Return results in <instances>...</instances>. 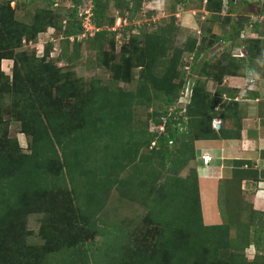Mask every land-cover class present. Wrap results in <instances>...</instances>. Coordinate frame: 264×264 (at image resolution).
<instances>
[{
  "label": "trees",
  "instance_id": "1",
  "mask_svg": "<svg viewBox=\"0 0 264 264\" xmlns=\"http://www.w3.org/2000/svg\"><path fill=\"white\" fill-rule=\"evenodd\" d=\"M21 1L0 0V94L19 93L24 96L25 105L19 116L23 124L22 132L32 138V145L30 152H24L16 140L10 139L9 126L13 118L6 122L0 108V264H48V257L53 254L59 255L60 264H86V255L99 235L97 220L105 206L102 199L113 189L118 188L125 193L133 184L148 194L147 198L153 202L149 219L160 228L158 235L152 242L145 246L140 243L136 248L130 244L124 246L123 241L119 247L115 246L116 241L111 246V239H107V246H104L106 255L99 258L101 264H264L260 238L252 237L251 224H238L234 238L230 236L231 224L204 225L196 171L189 168L187 176H181L196 158V139L220 138L212 123L217 115L216 107L222 105L223 100L207 91L206 78L195 79L192 102L186 111L180 114L178 108L169 116L170 107L176 105L188 79L193 78L194 63L202 52L197 48V39L188 40L184 51L176 52L166 61L167 32L172 31L171 26L150 33L141 28L138 33L132 34L129 48L123 49L122 63L112 66L108 53L99 63L112 71V83H130L133 56L139 53L138 60L134 61L136 67L141 68L136 92H126L120 86L112 90L110 84L100 80L85 84L81 80L74 82L68 79L58 86V97L54 101L51 100L50 89L37 87L34 90L38 97L36 102L31 99L29 78L58 80L61 69L46 58L49 50L41 59L36 58L35 53L21 51L24 39L32 42L40 32L50 27L62 32L74 45L89 42L98 51H105L107 45L114 49L115 37L121 29H113L118 18L108 17L110 0H91L94 20L100 30L93 37L71 41L70 37H77L83 32L79 8L87 0H72L67 24L63 19L59 20L60 13L52 8L59 6L55 0H47V5L37 10L29 22L18 20L16 13ZM114 1L115 7L124 15L121 17L123 22L129 19L128 15L140 10L144 3L143 0ZM200 1L203 3L205 0ZM13 2L16 7L12 6ZM234 2L206 0L205 7L213 20L222 19L226 7ZM231 11L233 8L230 7L225 19L232 20ZM248 20L247 17L237 18L232 39L240 36L238 26ZM142 34L144 36L140 38ZM228 38L229 34L225 31L224 35H216L214 41ZM184 52H187V59L182 60ZM192 56L193 61L190 62ZM5 59L14 61L12 80L2 69ZM189 64L191 73L185 69ZM161 69L163 72L159 73ZM22 70L27 73L24 77ZM215 79L220 82V79ZM45 96L49 98L45 100ZM154 100H160L163 107L162 111L154 110L152 121L160 126L164 124L163 117H168L165 130L162 133L148 132V138L147 134H143L145 138L129 141L127 147L122 148L124 154L116 153L113 158L101 162L95 188H85L92 180L89 178L86 181V174L96 150L93 136H99L103 126L116 129L118 124L124 130L128 121L132 120L133 106H150ZM39 110L42 113L39 114ZM155 139L156 145L151 154H140L141 148H150ZM154 161L167 173V181H162V174L153 166H149L151 169L146 176L141 177L142 171L138 169ZM129 168L131 176L123 178L122 173ZM78 183L85 188L81 192ZM55 192L63 194L65 205L51 203ZM191 203L196 209L190 206ZM33 213L49 214L41 228L43 245H28L25 241L26 220ZM90 230L94 232L89 234ZM252 244L257 254L249 260L245 251ZM229 249L230 257L224 258L222 254Z\"/></svg>",
  "mask_w": 264,
  "mask_h": 264
},
{
  "label": "rangeland",
  "instance_id": "2",
  "mask_svg": "<svg viewBox=\"0 0 264 264\" xmlns=\"http://www.w3.org/2000/svg\"><path fill=\"white\" fill-rule=\"evenodd\" d=\"M55 1L59 4V6L52 8L55 10V12L60 13L59 20L61 21L63 19V21L66 22L68 19L69 10L73 6V1ZM84 1L86 0H83V2ZM162 1L163 0H143L144 3L142 8L135 13L128 15L129 21L127 20V22L124 23L122 22L123 19L121 18L124 17L123 13L115 7V1L110 0L108 17L118 18L114 28H118L121 24V27H119L121 31L117 32L114 40V49H112L110 45H107L104 49L105 51H98L96 46L90 44L89 42H84L81 44V46L74 45L72 44L73 42L71 43L67 41L62 32L50 27L45 31L40 32L37 38L32 40V43L28 42V44H23L21 51L35 53L36 58L40 59L44 58L46 50H49L50 54L48 56L46 55V58L48 61L54 62V64H56V66L61 69V77L58 80L42 79L41 77L29 78V86L31 85L32 89V101H36L38 99L34 90L39 86H41L44 90L50 89L51 100H56V97H58V93L56 94L58 86H60L64 81L66 82L68 79L73 80L74 82L81 80L85 84H88L92 80H100L102 83L110 84L112 90H115L120 86V88L126 92H136L141 74V68L136 67L134 61L138 60L137 56L139 53H136V55L133 56L131 65V73L133 78L130 83H112V71H110L108 68H105L104 66H100L99 63H101V59L105 58L104 54L107 53V57L110 59L109 62L112 66L122 63L124 60L123 49L125 47H127L125 48L126 50L129 48L128 43L132 34L138 33L141 28H143L144 32L150 33L158 32V30L163 27L166 28V26H171L172 31L167 32L168 50L166 61H168V59H170L176 52L184 51L186 42L188 40H198L200 37L199 41L202 42L201 37L205 36L203 30L205 27H207V23L205 21L207 16L198 13V11L203 7L201 2H199V0H189L187 2L186 0L185 3H181L177 0H166V4L162 8L160 5V2ZM46 5L47 0H22L18 4L19 8L16 13V18L18 20H22L23 22H29L31 16L34 15L37 10L44 8ZM12 6L16 7V3L13 2ZM147 6H154L156 8H149ZM178 7L188 11H196L194 17L195 22L191 27L183 25L181 19L176 16V14L179 13ZM117 25L119 26L116 27ZM143 36L144 34L140 35V38ZM207 39H209V37H205V40ZM202 44L203 50L207 49V45H205L203 42ZM43 48H45L44 51ZM182 58V60L187 59V52H184ZM190 62H192L191 59ZM10 66L11 67L7 69V63H2V69L6 73L5 75H8V78L12 80L15 69L13 60L11 61ZM21 72L23 77L27 75L25 70H22ZM162 72L163 69L159 70V73ZM11 80H9V82H11ZM43 98L47 100L49 96H45ZM63 101L66 103V99ZM63 101L62 104L64 105L65 110V104ZM24 105V96H20L19 93L11 95L0 94V108L4 119L6 122H10L11 118H13V121H11L9 126L10 139L16 140L24 152H30L32 138L22 132L23 124L22 120H20L21 117L19 116ZM175 106H171L169 112L171 111L172 113V111H175ZM162 107L163 104L160 100H154L150 106L134 105L131 116L132 120L131 122L128 121L126 124L127 128L122 130L121 126L118 124L116 129H114L113 126H103L100 135L95 136V138L93 136L92 140L96 142V150L93 153L94 156L92 153L90 155V157L93 156L94 159H91L92 162L86 174V181H89V178L93 181L91 180L85 188L93 189L94 184L97 183L95 180L99 177V166L103 160L113 158L116 153L124 154L125 152H123L122 148L125 146L127 147L129 141L136 140V138H145L143 134H147L146 138H148V132L155 129L153 126L154 124L151 123V114L154 112V110L162 111ZM38 113L40 114L42 111L39 110ZM129 116L130 115H127V117ZM169 116H171V114H169ZM168 120V117H163L164 124H166ZM109 123L110 125H113L112 121ZM156 141L157 140L155 139L153 142ZM153 142L151 143L150 148L147 146L141 148L140 154L150 155L151 149L154 147ZM105 143L106 145L108 144V148L104 147ZM94 147L95 143H93L92 149H94ZM137 165L142 166L140 162H137ZM144 166L145 165H143L141 170L138 169L139 171H142L140 172L141 177L146 176L148 170L151 169L149 166H153V168L158 169L162 174L161 177H163V182L168 180L167 173L159 163L154 161L153 163L151 162L150 164H147V167ZM189 168L190 166L183 170L181 176H187ZM131 171V168H129L124 174L122 173L121 176L123 178H128L131 176ZM66 179L67 183L69 184L70 180L67 175ZM78 184L80 185L79 191H83L85 189L84 186L80 183ZM147 197L148 194L140 191L133 184V187H129L125 193L120 192L118 188L113 189L102 199L105 203V206L99 215V220H97L99 229V235L97 237L98 240L96 239L94 247L87 253L86 264H101L99 258L105 257L106 255L104 246H107V239H111V246L114 245L116 241L115 246L119 247V243L123 241L124 246L130 244L133 248H136L140 243L144 245L154 240V236L158 235V230L160 228L158 229L156 225H153L149 219L153 202ZM51 199V203L53 204H61L62 206L66 204V198L63 197V194L55 192L51 196ZM190 206H193V208L196 207L192 203ZM47 218H49V214L44 213H33L28 216L26 220V236L24 235L25 241L28 245L44 244L41 228L46 223ZM93 232L94 230H90L88 233L92 234ZM121 235H123V238ZM98 247H100L101 250H97ZM230 252L231 249L224 252L222 256L228 259V257H230ZM58 256L59 255L57 254L50 255L48 257V264H60L61 261H58V259H60ZM247 258L249 259L248 256Z\"/></svg>",
  "mask_w": 264,
  "mask_h": 264
},
{
  "label": "crops",
  "instance_id": "3",
  "mask_svg": "<svg viewBox=\"0 0 264 264\" xmlns=\"http://www.w3.org/2000/svg\"><path fill=\"white\" fill-rule=\"evenodd\" d=\"M165 4L166 0L160 2L162 8ZM201 4L203 7L198 13L207 16L205 36L201 40L207 49L203 50L199 37L197 48L202 52L194 63L193 78H206L207 91L223 100L216 107L217 115L212 123L220 138L196 139V158L190 163V168L196 171L202 220L206 226L231 224L233 238L238 224H251V235L260 238L263 255L264 0H235L229 5L233 8L232 20L225 19L230 7L222 13L224 18L213 20L206 10V0ZM178 8L176 16L183 25L191 27L196 11ZM242 17L249 20L238 26L240 36L234 40L231 38L233 25ZM225 31L230 38L214 41L216 35H224ZM11 61L3 60L7 69ZM207 62L210 64L206 67ZM245 253L253 260L257 254L255 245H250Z\"/></svg>",
  "mask_w": 264,
  "mask_h": 264
},
{
  "label": "built area",
  "instance_id": "4",
  "mask_svg": "<svg viewBox=\"0 0 264 264\" xmlns=\"http://www.w3.org/2000/svg\"><path fill=\"white\" fill-rule=\"evenodd\" d=\"M79 19L81 22V26L83 28V32L80 35H78L77 37H75V36L70 37L71 41L76 40V38H77V40L81 41L83 39L93 37L100 30V28H98V26L96 25V22L94 20L93 3L91 0H87V2L85 3L84 6H80V8H79ZM121 21H122V19H121ZM124 22L126 23L127 20H125ZM66 23H67V21L64 22V24H66ZM118 26L119 25H117L116 27H118ZM119 27H121V24ZM113 29H116V28H113ZM23 42H24V44H28L26 39H24ZM44 49L45 48H43V51H44ZM190 59L193 61V56L190 57ZM185 69L188 71V73H191V65L190 64L186 65ZM195 83L196 82H195L194 78L188 79L184 90L181 92V95H180V97L176 103V106L174 107L175 110L178 108L180 109V114H183L186 111V108L192 102ZM182 110H183V112H182ZM173 112L174 111H172V113ZM172 113H171V111L169 112V114H171V115H172ZM153 126L155 127V129L151 130L152 133H162L166 128V124H163L160 126L154 124ZM155 145H156V142H153V146H155Z\"/></svg>",
  "mask_w": 264,
  "mask_h": 264
},
{
  "label": "clouds",
  "instance_id": "5",
  "mask_svg": "<svg viewBox=\"0 0 264 264\" xmlns=\"http://www.w3.org/2000/svg\"><path fill=\"white\" fill-rule=\"evenodd\" d=\"M151 123H154L153 121ZM151 132V131H150Z\"/></svg>",
  "mask_w": 264,
  "mask_h": 264
}]
</instances>
